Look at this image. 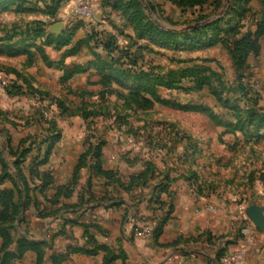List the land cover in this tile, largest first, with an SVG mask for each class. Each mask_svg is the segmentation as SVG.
Wrapping results in <instances>:
<instances>
[{"label":"rangeland","instance_id":"obj_1","mask_svg":"<svg viewBox=\"0 0 264 264\" xmlns=\"http://www.w3.org/2000/svg\"><path fill=\"white\" fill-rule=\"evenodd\" d=\"M82 1L0 0V75L10 84L0 88V193L14 189L4 166L12 175L18 166L31 198L20 207L15 193L0 264H35L22 241L52 248L67 219L86 240L92 202L125 204L124 220L139 218L133 207L181 184L207 213L248 205L264 214V0H89L84 13ZM140 21L174 32L173 42L150 37ZM56 147L80 165L62 184L45 167ZM39 168L54 178L45 190L32 174ZM55 222L58 235L43 239ZM250 222L236 219L232 244Z\"/></svg>","mask_w":264,"mask_h":264},{"label":"crops","instance_id":"obj_2","mask_svg":"<svg viewBox=\"0 0 264 264\" xmlns=\"http://www.w3.org/2000/svg\"><path fill=\"white\" fill-rule=\"evenodd\" d=\"M77 155L67 148H55L51 162L45 167L55 170L56 184L69 180L68 176L74 172L77 164ZM67 157L70 159H65ZM169 192V196L166 193L161 194V200L166 203L163 208L153 200H142L140 205L132 208L138 211L139 218L128 216L125 220L122 209L127 206L125 204L116 205L115 201L104 200L90 203L86 213L89 233L99 244L113 249L115 254L124 252L126 255L125 261L117 258L110 264H215L217 252L223 246L227 251L243 249L245 259L242 264H264V224L260 227L254 224L248 205L241 213L235 211L230 215H218L207 213L202 200L195 199L185 185L170 187ZM261 214L264 221L262 211ZM166 217L168 220L157 239H143L134 235L135 226L153 222L158 224ZM248 217L251 224L247 223L245 227L247 235L226 246V242L232 239L231 233L235 232L233 224L236 219ZM50 224L44 228L42 237L45 240L58 235L57 223ZM66 225L67 234L55 237L52 248L44 250L42 264H53L51 257L67 253L72 245L91 247L87 238L83 239V230L80 227L72 228V222H67ZM206 230L210 236L203 235ZM224 234L229 236L218 238ZM104 256V251L94 255L75 251L71 252L62 264H105Z\"/></svg>","mask_w":264,"mask_h":264},{"label":"trees","instance_id":"obj_3","mask_svg":"<svg viewBox=\"0 0 264 264\" xmlns=\"http://www.w3.org/2000/svg\"><path fill=\"white\" fill-rule=\"evenodd\" d=\"M138 24H139V26H140L142 31H145L150 37H153V38H155V39H157L159 41L166 42V43H172L173 39L175 38L176 34L174 32L164 30V29L160 28L158 25L153 24L152 22L143 23L142 21H140V22H138ZM80 27H82V26H75V28L73 29L72 33H74ZM193 30L195 31V30H197V28H194ZM261 32H262V30L261 31H257L256 36L261 34ZM185 39H189V38L185 35ZM69 42H70V39L66 40L64 45H67ZM84 42H85L84 39L79 40L77 42L76 46H75V47H77V48H75V51L79 50L80 45L84 44ZM112 45H113V43L112 44L109 43V44H107L105 46V48L106 49H110L112 47ZM248 47L250 49H252L253 45H248ZM112 61L114 62V60H112ZM82 69L83 68L81 66H76L73 69V72H75V73L81 72ZM15 87H17V89H21V91H23V92L25 90V88H23V86L20 85V84L19 85L16 84V85L13 86V88H15ZM29 87H31V86L29 85ZM33 89L34 88L31 87V90H33ZM8 91L10 93H12L14 90L8 89ZM33 91L44 95L43 92H41L40 90L38 91L36 88ZM52 139H53V142H51V145L47 149V153L45 155V159L42 160L40 162V164H43V163L47 162L48 156L52 152V147H53L54 143H56L59 140V136H55ZM29 151L30 150H25L22 153V157H24V155L26 153H28ZM98 154H99V152H97V155ZM15 167H16V174L12 175V174H7V171L9 169V167H7L6 165L4 166V168H5L4 170L6 171L5 172L6 173V177L10 178V180L13 182L14 189L11 188L8 191L0 193V205H1V208H2L1 212H0V225L2 223H4V222L8 221L10 219L12 211L16 210V208H17L18 203L14 202L15 193L16 192L19 193V195H20V202H19L20 203V207H23L24 205H27L29 203L30 199H31L30 198V193H29L30 192V185L28 183V179H27L26 175L24 174L22 168H20L18 166H15ZM79 169H80V165H77L74 172H77V170H79ZM103 173H106V172H102V174ZM32 174L38 176L40 178V180L42 181V185L40 187L41 190H45L46 188H48L50 185H52L54 183V178L52 176V173H50L48 171L47 172H42V171H40V168H39L37 170H35V169L32 170ZM59 187L57 188L58 190H59ZM60 190H61V188H60ZM24 198H26V201H25L26 203L25 204L23 203ZM155 202L157 204H159L161 206V208H163L164 203H165L163 200H161V197H159V196L155 197ZM170 208H172V205H170ZM167 220H168V217H166L164 219H161L158 222V224L156 226V229H155V235H154L155 239H157L160 236V234H161V232L163 230V227H164L165 223L167 222ZM67 222H72V220L71 219H69V220L67 219ZM203 235H204V233H203ZM207 235L210 236L211 234L207 232ZM0 236H2L4 239H6L5 240V245L8 246V244H10V241H11V239H10L11 235H10L9 232H7V230L2 228L1 226H0ZM85 236L87 238V242L90 243L91 247L83 246L81 248H76L74 246H71L67 253H60V254H57V255H53L51 257V260H52L53 264H61L62 261L65 258H67V256L71 252H75V251L76 252L77 251H82V252H86V253L92 254V255L97 254L100 251H104L105 252V256H104V263L105 264H110L117 258H121L123 261H125L126 255H125L124 252H121L120 254L117 255V254H115L113 249H111L109 246H107L105 244H99L94 239V237L89 233L88 228L86 230V235ZM220 238H223V237H220ZM230 243H231V241H227L226 242V244H230ZM42 244H45V242H38L36 240H23L22 243L19 246V249L22 250L23 252L28 251V250L35 251L36 254H37V260H36L35 264H42L43 259H44V249L41 247ZM226 251L227 250H226V248L224 246L221 247L218 250V252H217L216 258L220 257ZM11 257H13V255Z\"/></svg>","mask_w":264,"mask_h":264},{"label":"built area","instance_id":"obj_4","mask_svg":"<svg viewBox=\"0 0 264 264\" xmlns=\"http://www.w3.org/2000/svg\"><path fill=\"white\" fill-rule=\"evenodd\" d=\"M91 10V3L89 0H84L78 6V11L79 12H86V11ZM5 78L0 75V88L5 89L8 87L10 84H7ZM157 226V222L153 223H145L142 224L141 226H136L134 228V235L137 236L138 238H143V239H150L154 238L155 235V229ZM246 231V229H243ZM245 259V252L243 249H235L231 251H226L224 254H222L220 257L215 258V264H242Z\"/></svg>","mask_w":264,"mask_h":264},{"label":"water","instance_id":"obj_5","mask_svg":"<svg viewBox=\"0 0 264 264\" xmlns=\"http://www.w3.org/2000/svg\"><path fill=\"white\" fill-rule=\"evenodd\" d=\"M60 28H61V25L53 26V29L56 30V31L60 30ZM251 219H252V221L254 222V224L256 226L260 227V226H262L264 224L263 217H262V214H261V210H259L257 208L251 210Z\"/></svg>","mask_w":264,"mask_h":264}]
</instances>
